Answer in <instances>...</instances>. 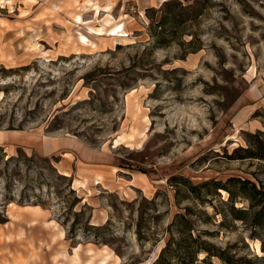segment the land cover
Masks as SVG:
<instances>
[{"label":"rangeland","instance_id":"374dc122","mask_svg":"<svg viewBox=\"0 0 264 264\" xmlns=\"http://www.w3.org/2000/svg\"><path fill=\"white\" fill-rule=\"evenodd\" d=\"M0 132V264H264V0H0Z\"/></svg>","mask_w":264,"mask_h":264},{"label":"bare ground","instance_id":"6f19581e","mask_svg":"<svg viewBox=\"0 0 264 264\" xmlns=\"http://www.w3.org/2000/svg\"><path fill=\"white\" fill-rule=\"evenodd\" d=\"M1 133L2 132H0V141L3 140V137L1 136L2 135ZM26 135L27 136H25V137L30 136L29 134H26ZM44 139H45L44 140L45 144L48 145L47 143H49L50 138L46 137ZM118 142L119 141H117V143H115V147H118V146L121 145V144H118ZM61 174L64 175V176H67V177L70 176L68 171H62L61 170ZM81 177H82L81 180H79V179L76 180V186H85L86 183L88 182V176L83 175ZM106 183H107L106 179L102 175L95 176V178L93 179V184H95V185H105L106 186L107 185ZM16 209H17L16 214L15 215L14 214L10 215L11 218H16L17 216H21L25 212L26 214L32 215L34 217L33 222H37L38 219H40L41 216L43 215V209L40 206L17 207ZM257 248H258L259 253H262L259 245H258ZM89 251H91V250H89ZM106 260H107V258L102 259L100 261V264H104L106 262Z\"/></svg>","mask_w":264,"mask_h":264},{"label":"crops","instance_id":"0c3cea01","mask_svg":"<svg viewBox=\"0 0 264 264\" xmlns=\"http://www.w3.org/2000/svg\"><path fill=\"white\" fill-rule=\"evenodd\" d=\"M11 137H12V135H7L5 138H6V140H9ZM44 140L45 139L36 142L38 144L37 149L40 151V153L42 155L51 156V155H54V154L58 153V151H59V147L58 146L60 145V143H58V141L50 138L49 143H47L48 145H46ZM30 142H33V141H30ZM36 143H34V144H36ZM66 162H69V161H66ZM75 168L76 167L74 165L71 168L66 166V167L63 168L62 171H68L70 176H71L72 174H75ZM83 175L88 176V181L93 183V179L95 177L91 176V175H87V174H79L80 178L76 177L77 178L76 180H78V179L81 180V178H82L81 176H83Z\"/></svg>","mask_w":264,"mask_h":264},{"label":"trees","instance_id":"16d2710c","mask_svg":"<svg viewBox=\"0 0 264 264\" xmlns=\"http://www.w3.org/2000/svg\"><path fill=\"white\" fill-rule=\"evenodd\" d=\"M244 183V182H243ZM255 189H256V187H254ZM234 209L236 210V208L234 207ZM245 211H241V213H244ZM199 249H201L202 247H198ZM208 255L205 257V259H203L204 261H206L207 259H208V257H210L211 256V254H210V252L208 251ZM162 255H163V253H162Z\"/></svg>","mask_w":264,"mask_h":264}]
</instances>
